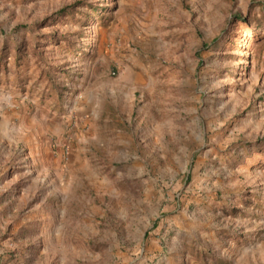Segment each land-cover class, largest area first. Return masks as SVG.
Instances as JSON below:
<instances>
[{
  "label": "rangeland",
  "instance_id": "obj_1",
  "mask_svg": "<svg viewBox=\"0 0 264 264\" xmlns=\"http://www.w3.org/2000/svg\"><path fill=\"white\" fill-rule=\"evenodd\" d=\"M0 264H264V0H0Z\"/></svg>",
  "mask_w": 264,
  "mask_h": 264
},
{
  "label": "trees",
  "instance_id": "obj_2",
  "mask_svg": "<svg viewBox=\"0 0 264 264\" xmlns=\"http://www.w3.org/2000/svg\"><path fill=\"white\" fill-rule=\"evenodd\" d=\"M97 12V10H95V13Z\"/></svg>",
  "mask_w": 264,
  "mask_h": 264
}]
</instances>
